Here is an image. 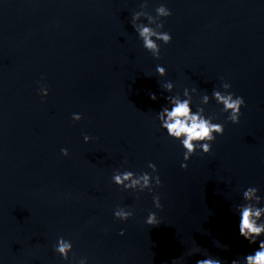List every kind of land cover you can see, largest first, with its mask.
I'll list each match as a JSON object with an SVG mask.
<instances>
[{"label":"water","instance_id":"95a60500","mask_svg":"<svg viewBox=\"0 0 264 264\" xmlns=\"http://www.w3.org/2000/svg\"><path fill=\"white\" fill-rule=\"evenodd\" d=\"M147 2L152 16L160 5L172 13L158 60L131 23L144 0H0V264H231L258 250L239 235L236 206L248 187L264 200V0ZM222 82L246 102L238 124L212 97ZM185 88L196 90L193 112L206 94V115L225 128L186 171L156 118ZM149 163L162 188L113 183L117 171L151 173ZM118 206L134 216L115 219ZM61 237L69 260L53 250Z\"/></svg>","mask_w":264,"mask_h":264},{"label":"clouds","instance_id":"9594fccd","mask_svg":"<svg viewBox=\"0 0 264 264\" xmlns=\"http://www.w3.org/2000/svg\"><path fill=\"white\" fill-rule=\"evenodd\" d=\"M141 10L134 13L132 16V26L138 34L140 40L143 42V47L146 51L151 53L154 59H160L161 48L157 41L164 45L172 42V36L168 32L162 31L164 28L163 21L171 16V11L164 5H160L155 9L156 16H152L146 11L148 8L147 0L140 5ZM147 20V25L140 22L141 18ZM154 26V27H153ZM156 73L163 79L167 76L166 69L160 65L156 67ZM163 90L169 94L173 93V83L166 82L162 85ZM223 92L220 90H213L212 97L218 105H222L221 112L227 115V122L231 124H238L241 109L246 107V102L243 97L235 96L231 91V85L225 82L221 83ZM196 93L195 89L191 92L185 88L183 90V97L180 94L168 95L166 97L167 104L170 106L163 107L157 113L162 130H165L167 137L179 141L184 149L183 163L181 168L188 169V162L199 150L202 154L207 155L211 152V145L216 141L217 136L224 135V125L214 123L215 116L206 115L205 107L209 104V96L204 95L193 112V95ZM40 95L47 97L49 95L48 89L41 86ZM150 99L155 101L157 99L154 93H150ZM73 121L79 123L82 116L73 114ZM85 143H89L92 137L85 135L83 137ZM61 155L67 157L69 152L67 149H61ZM148 168L151 173L144 172L135 174L132 171L124 170L113 173V183L123 188L124 191H132L143 193L145 191L152 192L153 187L162 188L160 176L157 174L158 169L155 164L149 163ZM259 190L256 187H248L243 191V204L236 206V212L239 216V235L247 240L250 245H255L259 241L258 250L247 254L243 261L232 260L231 264H264V207L260 206L264 200L258 195ZM153 204L156 209L162 210V205L159 196H153ZM134 216V212L130 208L117 207L114 211L115 219L126 222ZM145 223L150 227H157L160 225L155 212H149ZM121 236L124 232L119 233ZM53 250L64 260H69V253L72 252V243L64 238H59ZM199 252L197 248L194 252L188 255H195ZM79 264H87L86 260L82 259ZM172 264H180L179 259H174ZM196 264H222L220 259L209 256L208 258L196 261Z\"/></svg>","mask_w":264,"mask_h":264}]
</instances>
